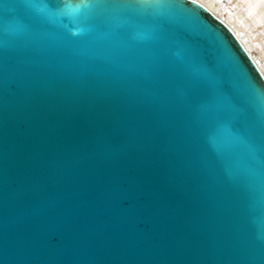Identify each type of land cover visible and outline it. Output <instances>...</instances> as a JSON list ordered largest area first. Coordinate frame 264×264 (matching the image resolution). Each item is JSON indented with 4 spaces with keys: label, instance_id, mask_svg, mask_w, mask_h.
Returning <instances> with one entry per match:
<instances>
[{
    "label": "water",
    "instance_id": "1",
    "mask_svg": "<svg viewBox=\"0 0 264 264\" xmlns=\"http://www.w3.org/2000/svg\"><path fill=\"white\" fill-rule=\"evenodd\" d=\"M262 78L197 0H0V264H264Z\"/></svg>",
    "mask_w": 264,
    "mask_h": 264
},
{
    "label": "bare ground",
    "instance_id": "2",
    "mask_svg": "<svg viewBox=\"0 0 264 264\" xmlns=\"http://www.w3.org/2000/svg\"><path fill=\"white\" fill-rule=\"evenodd\" d=\"M234 31L264 75V0H197Z\"/></svg>",
    "mask_w": 264,
    "mask_h": 264
},
{
    "label": "snow or ice",
    "instance_id": "3",
    "mask_svg": "<svg viewBox=\"0 0 264 264\" xmlns=\"http://www.w3.org/2000/svg\"><path fill=\"white\" fill-rule=\"evenodd\" d=\"M189 2H191V0H189ZM76 11H79L78 9ZM71 35L75 36L76 33H71ZM262 84H264V78H262V81H261Z\"/></svg>",
    "mask_w": 264,
    "mask_h": 264
}]
</instances>
